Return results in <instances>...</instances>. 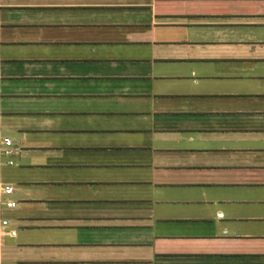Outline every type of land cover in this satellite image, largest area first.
Here are the masks:
<instances>
[{
    "label": "crops",
    "instance_id": "obj_1",
    "mask_svg": "<svg viewBox=\"0 0 264 264\" xmlns=\"http://www.w3.org/2000/svg\"><path fill=\"white\" fill-rule=\"evenodd\" d=\"M1 185L0 264H264V0H0Z\"/></svg>",
    "mask_w": 264,
    "mask_h": 264
},
{
    "label": "built area",
    "instance_id": "obj_2",
    "mask_svg": "<svg viewBox=\"0 0 264 264\" xmlns=\"http://www.w3.org/2000/svg\"><path fill=\"white\" fill-rule=\"evenodd\" d=\"M2 143L5 146L11 145L12 141L9 137H4ZM8 153V151H5ZM14 189L11 185L0 186V238L4 235L14 236L16 231L11 227V222L8 216L5 214L6 210L11 209L15 206V202L4 196H9L13 193Z\"/></svg>",
    "mask_w": 264,
    "mask_h": 264
},
{
    "label": "rangeland",
    "instance_id": "obj_3",
    "mask_svg": "<svg viewBox=\"0 0 264 264\" xmlns=\"http://www.w3.org/2000/svg\"><path fill=\"white\" fill-rule=\"evenodd\" d=\"M15 158H16V157H14V156L11 157V159H13V161L15 160ZM14 185H15V184H14ZM19 195H20V194H19V191H18V190H16L15 194H14V193L12 194V196H13L14 198L18 197ZM7 216L10 217L8 214H7Z\"/></svg>",
    "mask_w": 264,
    "mask_h": 264
}]
</instances>
